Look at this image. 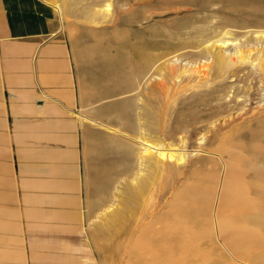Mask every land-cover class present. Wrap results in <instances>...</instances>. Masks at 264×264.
I'll return each instance as SVG.
<instances>
[{
    "label": "rangeland",
    "instance_id": "obj_1",
    "mask_svg": "<svg viewBox=\"0 0 264 264\" xmlns=\"http://www.w3.org/2000/svg\"><path fill=\"white\" fill-rule=\"evenodd\" d=\"M54 5L102 89L78 111L98 129L76 263L264 264V0ZM139 137L184 159L143 158Z\"/></svg>",
    "mask_w": 264,
    "mask_h": 264
},
{
    "label": "crops",
    "instance_id": "obj_2",
    "mask_svg": "<svg viewBox=\"0 0 264 264\" xmlns=\"http://www.w3.org/2000/svg\"><path fill=\"white\" fill-rule=\"evenodd\" d=\"M54 1L0 0V264H85L70 252L85 249L84 144L98 128L78 111L102 89Z\"/></svg>",
    "mask_w": 264,
    "mask_h": 264
},
{
    "label": "bare ground",
    "instance_id": "obj_3",
    "mask_svg": "<svg viewBox=\"0 0 264 264\" xmlns=\"http://www.w3.org/2000/svg\"><path fill=\"white\" fill-rule=\"evenodd\" d=\"M240 54L242 56V52ZM82 117H83V115H82ZM84 117H86V116H84ZM86 119H88L94 123L96 122L95 120L88 118V117H86ZM97 123L102 125L103 127L109 128V130H112V131L117 132V133L120 132L121 134H124L126 136L125 133H122L121 131H119L116 128L110 127L104 123H100V122H97ZM133 139H134V141H136L137 143L140 144L142 151L144 153L143 158L146 156L147 158L153 159V157L156 155L161 160L170 159L171 161L172 160L181 161L184 159V155L182 154V152L178 151L179 149L169 148V147L164 148L161 146H156L155 144H152L151 142L147 141L145 138H142V137L133 138ZM151 159H148V160H151Z\"/></svg>",
    "mask_w": 264,
    "mask_h": 264
}]
</instances>
